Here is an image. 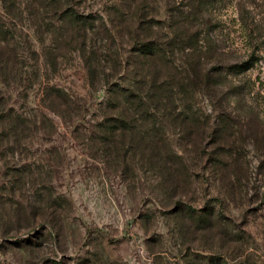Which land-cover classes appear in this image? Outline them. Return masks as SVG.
<instances>
[{
    "label": "rangeland",
    "instance_id": "obj_1",
    "mask_svg": "<svg viewBox=\"0 0 264 264\" xmlns=\"http://www.w3.org/2000/svg\"><path fill=\"white\" fill-rule=\"evenodd\" d=\"M78 2L101 29L99 53L129 59L135 40L166 46L151 70L173 99L109 148L99 128L124 110H109V89L140 84L127 75L130 59L117 72L114 63L90 71V53L53 33L38 77L14 64L6 108L22 122H0V264H264V0ZM29 19L12 18L18 42ZM108 34L121 42L114 53ZM46 87L68 95L72 110L44 102ZM179 206L199 216L209 208L211 227Z\"/></svg>",
    "mask_w": 264,
    "mask_h": 264
},
{
    "label": "trees",
    "instance_id": "obj_2",
    "mask_svg": "<svg viewBox=\"0 0 264 264\" xmlns=\"http://www.w3.org/2000/svg\"><path fill=\"white\" fill-rule=\"evenodd\" d=\"M77 1H80L78 2L79 4L85 0H0L4 12L3 16L0 15V122L4 124L8 122L19 124L22 122V116L15 114L14 110L6 108L7 102L9 101L6 89L11 86V81L14 80L13 76L9 75H13V72H16L10 68L14 67V64H19L21 71L24 69L26 71L30 68L33 73H36L35 76L38 77L42 71L40 64L41 53L44 52L46 56L49 54L51 45L47 46L48 41L53 33H58L59 36L53 42H57L69 50L76 49L81 51L85 55L90 53L91 62L88 63L90 71H96L101 67L103 74H105L106 71L104 69L113 67L110 64L114 63L113 69L117 72V68H122L124 61L130 59L127 66V75L136 73L137 77H139L140 84L138 88L123 90L119 88L115 89L116 87L111 86L109 89L110 99L107 105L109 110L111 108L117 110L119 104L123 105L122 107L124 109L123 111L120 110L116 115L117 117H107V121L101 124L99 128L102 132V138L105 139L104 143L109 148H112L116 143L115 139L118 133H122L124 137L125 134L133 131V127H137L136 124L138 122H150V120L154 119V113L150 112L152 110L151 107L162 106V103L166 100L172 101L173 95L169 89L165 88L162 84L160 85L159 76L155 75L151 70L156 65L155 60L157 58H160L162 61L166 59L169 50L155 39L146 42H138L135 40L134 47L131 50V56H134L132 58L129 56V59L126 57L123 58L120 50L115 52L113 47V45L117 47L121 46V42L114 39L112 41V34H108L109 37H106V40L108 39L110 41L111 39V47L106 48V50L115 53L113 56H106L104 51L99 53L96 45L97 37L99 38L101 29L100 27L94 26V20H90L89 17H82L76 12L74 7L77 5ZM26 13L30 17L29 21H31V24L28 26L27 33H25V39L18 42L15 33L17 25H11L13 22L12 18L22 19ZM131 23L127 19L124 24H127L128 28L133 29ZM149 28L150 26L148 24L141 25L142 30H148ZM196 40L201 41V36L198 33L189 36L190 45H192L189 48L192 47L195 51L200 50V48L196 47ZM185 45L182 41H174L172 44H169L170 49L171 47H176L183 52L186 50ZM20 51H22L23 56H20ZM250 64L252 62L230 65L226 72L230 76H238L245 73ZM192 74L194 82L202 80L195 70ZM26 79L24 77L23 82L27 85L28 80ZM95 79L92 76V80ZM30 82L29 85L32 87L33 83ZM41 83L42 81L39 84ZM39 86L44 87L42 84ZM44 92V102L50 101L58 111H63L65 108L68 112L72 110L70 98L60 88L46 87L44 88ZM74 111L75 109L72 113ZM184 115H187V113L177 114L178 118ZM19 127L17 126L15 128L19 129ZM11 130L16 132V129L13 127ZM153 150L157 151L156 145H153ZM180 211L183 214H189L192 218L196 215L197 220L211 227L212 221L210 217L213 212L209 208L204 210L201 216L188 206H179L178 213ZM219 218L223 217L219 216ZM199 221L197 222L200 223ZM213 261L215 262V259ZM222 263L223 261H220L219 264Z\"/></svg>",
    "mask_w": 264,
    "mask_h": 264
}]
</instances>
